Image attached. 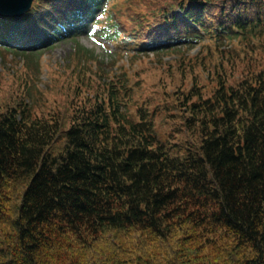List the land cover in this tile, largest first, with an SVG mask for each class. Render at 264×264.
I'll return each mask as SVG.
<instances>
[{"label": "trees", "instance_id": "16d2710c", "mask_svg": "<svg viewBox=\"0 0 264 264\" xmlns=\"http://www.w3.org/2000/svg\"><path fill=\"white\" fill-rule=\"evenodd\" d=\"M125 1L111 23L160 25L146 32L160 52L197 39L193 25L216 42L264 34V0H181L151 12ZM96 2L34 0L23 18L0 19V43L23 29L29 47L50 44ZM246 67L247 79L178 100L190 115L181 144L155 132L164 100L131 106L133 86L84 59L70 70L67 114L38 112L27 79L0 109V264H264V67Z\"/></svg>", "mask_w": 264, "mask_h": 264}, {"label": "rangeland", "instance_id": "374dc122", "mask_svg": "<svg viewBox=\"0 0 264 264\" xmlns=\"http://www.w3.org/2000/svg\"><path fill=\"white\" fill-rule=\"evenodd\" d=\"M176 1L179 0L138 2L145 7V12H151L153 7ZM111 4L118 15L122 10L125 13L128 2L112 0ZM250 34L219 42L205 40L190 48L180 47L177 51L133 55L130 50L114 48L109 40L95 34L88 24L72 37H64L53 45L39 48L36 51L37 63L31 51L7 52L0 49V109L5 105V99L11 93L21 92L29 79L40 91L36 98L38 112L46 117L48 111L67 114L72 105L67 107L62 101L74 90L72 80L75 76L70 74V70L76 60L84 59L91 72L100 74L105 68L116 77L127 80L134 88L131 106L164 100L165 110L155 118V132L169 144H181L184 131L181 122L184 120L186 123L190 115L186 101L182 106L179 99L187 100L194 92L208 96L217 80L233 84L247 79L250 75L247 65L257 71L264 67V34ZM76 49L86 50L90 55L81 57Z\"/></svg>", "mask_w": 264, "mask_h": 264}, {"label": "water", "instance_id": "95a60500", "mask_svg": "<svg viewBox=\"0 0 264 264\" xmlns=\"http://www.w3.org/2000/svg\"><path fill=\"white\" fill-rule=\"evenodd\" d=\"M33 0H0L1 16H19L27 11ZM196 2L197 0H189Z\"/></svg>", "mask_w": 264, "mask_h": 264}]
</instances>
